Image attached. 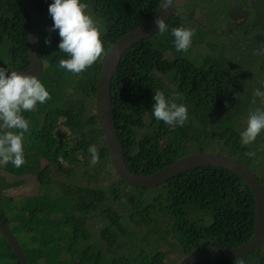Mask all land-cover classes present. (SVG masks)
I'll return each mask as SVG.
<instances>
[{"label": "trees", "instance_id": "obj_1", "mask_svg": "<svg viewBox=\"0 0 264 264\" xmlns=\"http://www.w3.org/2000/svg\"><path fill=\"white\" fill-rule=\"evenodd\" d=\"M32 1L47 12L53 2ZM159 1L81 3L98 22L106 51L147 21ZM47 18L52 20L49 13ZM180 27L193 32L191 46L182 52L171 35ZM167 28L127 50L111 81L113 121L128 169L150 175L187 155L224 153L251 169L264 187V130L252 144L240 142L243 118L259 108L248 82L261 77L264 91V0H178ZM26 29L24 9L15 1H0V67L28 68ZM47 33L39 38V56L47 61L39 82L50 98L21 113L30 128L23 139L26 163L20 168L0 164L12 177H36V194L18 200L3 194L0 213L27 264H166L173 254L180 261L199 248L226 249L248 241L254 229L253 196L224 169L198 167L155 190L132 188L113 174L93 113L102 58L83 73L71 74L59 66V34ZM156 90L166 98L179 94L175 102L184 104L188 114L182 127L173 129L154 118ZM76 140L69 155L63 142ZM90 145L99 149L94 166ZM249 151L254 155L247 156ZM0 179L3 192L21 184ZM94 225L95 239L89 230ZM0 264H19L1 236ZM197 264H264V241L240 260Z\"/></svg>", "mask_w": 264, "mask_h": 264}, {"label": "clouds", "instance_id": "obj_2", "mask_svg": "<svg viewBox=\"0 0 264 264\" xmlns=\"http://www.w3.org/2000/svg\"><path fill=\"white\" fill-rule=\"evenodd\" d=\"M177 1L178 0H174V9L172 11L173 15L176 10ZM172 6H173V0H164V3L162 5V7L165 10H167L168 8ZM87 7H88L87 4L81 3V0H53V2L48 7V12L45 10L40 11L35 7L39 13V28H38V34H37V45H38L37 54H38V58L41 64L40 78L42 75V71L44 70L47 64V61L40 58L39 56V38L45 31H47L48 33L54 32L57 37H58L57 33L59 34L60 43L58 44V48L60 50L59 52L62 58L59 61V66L71 74L83 73L87 68L91 67L95 62H97L98 60L102 58L100 62V67H101L103 57L106 51L108 50V48L112 44H114L118 39H120L121 37L125 35V34L122 35L114 43L110 44L105 51V48L101 40L100 26L98 22L95 21L90 14H88ZM48 13L51 16L52 20H49L47 18ZM183 14L184 13H182V15ZM184 19L190 20L189 18H184ZM192 19H194L195 21V18H192ZM192 19L191 21L194 22ZM155 23L158 28L157 33L163 34L166 31H168L167 23H165L163 19L158 18L155 21ZM28 28H29V23H28V18H27L26 43L28 40ZM171 35L174 37V41H173L174 47L178 52L187 51L189 47L191 46L193 32L190 29L184 28V27L173 28L171 30ZM46 43H48V41H46ZM136 44H133V45H136ZM133 45H131L127 50H129ZM242 48L243 50H245V45H242ZM26 50H27V47H26ZM125 52L123 53V55L125 54ZM65 54H67L68 58L65 56ZM27 59H28V54H27ZM29 65L30 63L28 61V68L26 70L29 69ZM16 71H20V70H16ZM159 77L162 78L160 75ZM40 78L37 79L34 76L24 75L22 73L18 74L17 72L13 70L9 72L7 69L0 67V129H3V131L0 132V164L7 165L11 163L14 167L20 168L26 163L25 157H24L23 139H24V134L28 133L30 131V128H29V121L26 120L22 116L21 113L31 112L35 110L38 103L44 104L50 98L49 92L46 90L44 85L39 82ZM162 82L163 84L167 83L166 80H162ZM252 82L253 80L249 81L248 84H251ZM168 85L169 84L167 83V86ZM95 92H96V84H95ZM253 95L254 97H259V98H256L259 102V106H258L259 108H256L255 110H250L248 118L245 117L242 120L241 130H240V142L242 145L252 144L256 140L257 136L261 133V131L264 130V91L257 89L255 90ZM110 96H111V92H110ZM178 99H180L179 94H175L172 98H166L162 91L156 90L153 95L154 104L152 106V114L154 118L158 121L164 122V124L170 126V128H173V129L175 127H182L188 119V114H187V108L184 104H178L175 102ZM252 103L255 104L256 100L253 99ZM93 113H94V102H93ZM60 120L61 119H59V121ZM245 123L246 125L244 126ZM60 124L61 122L59 123V126H61ZM116 135H117V132H116ZM78 140L63 142L69 155H70L71 149L79 143ZM88 153L90 154V157H91L90 164L94 166L95 164L99 162V149L97 148L96 145H90L88 147ZM205 153H210V152H205ZM214 154H220V155H224L228 157L224 153H214ZM245 154L251 157L254 155V152L249 151ZM41 161L45 162L44 167L47 166V163L45 160H41ZM59 161L62 163L65 169L69 170L71 168L70 164L65 163L61 159H59ZM40 165H41V162H40ZM1 171L4 172V170H0V176H3L1 174ZM5 174L8 175L7 173ZM55 175H57V173H55ZM138 175H142V174H138ZM253 175L256 178L254 173ZM20 177H28V176H20ZM20 177H15V178H20ZM61 177H65V175H62ZM34 178L36 179V177ZM260 185L262 186V188H264L261 183ZM159 186L160 185L154 188H137V187H134V188L155 190ZM134 193L141 194L142 196L144 195L143 192L142 193L134 192ZM3 194H5V192H3ZM93 239H95V237H93ZM210 248H219V247L210 246V247H205V248H199L198 250L210 249ZM220 249H224V248H220ZM241 258H238L236 260H240ZM229 260H233V259H229ZM220 261H223V260H220Z\"/></svg>", "mask_w": 264, "mask_h": 264}, {"label": "water", "instance_id": "obj_3", "mask_svg": "<svg viewBox=\"0 0 264 264\" xmlns=\"http://www.w3.org/2000/svg\"><path fill=\"white\" fill-rule=\"evenodd\" d=\"M1 1V0H0ZM23 7L27 14L29 28L26 43L29 69L15 71L18 74L40 78L41 64L38 58L37 34L39 28V13L32 0H12ZM160 0L159 6L152 17L137 28L129 31L118 39L106 51L99 74L96 79V92L94 96V113L98 125L102 131L105 146L108 152V160L113 174L121 178L127 185L137 188H154L186 171L198 167H216L229 171L241 179L251 191L254 201V230L252 237L244 244L227 249L210 248L198 250L182 258L177 264H197L202 261L229 260L245 257L258 249L264 239V188L260 185L253 173L237 160L214 153L192 154L181 157L171 164L159 169L150 175H138L132 173L126 164L119 139L116 135L113 121V109L111 106L110 86L114 73L123 53L133 44L151 37L158 32L155 21L160 18L165 23L173 15V6L165 10ZM11 72V70H8ZM2 184L0 181V212L2 204ZM0 236L8 243L19 264H27L23 251L8 227L2 222L0 216Z\"/></svg>", "mask_w": 264, "mask_h": 264}, {"label": "rangeland", "instance_id": "obj_4", "mask_svg": "<svg viewBox=\"0 0 264 264\" xmlns=\"http://www.w3.org/2000/svg\"><path fill=\"white\" fill-rule=\"evenodd\" d=\"M200 17L206 21V18L204 17V13H200ZM186 20V19H185ZM194 21V19H192ZM247 77V76H245ZM261 77H259L257 80H253L251 84L248 86H251L248 90H257L259 89L261 85ZM241 80L244 81L245 78L241 77ZM164 86H167V83H164ZM264 89V84L262 85V90ZM45 162L41 161V167H44ZM1 174L4 176L6 183H15V182H21V185H18L16 187H13L5 192V194H10L13 199L18 200L20 198L36 194L37 192V185H36V179L34 177H20V178H15L9 175H6L3 171H1ZM55 174V173H54ZM106 184V182H104ZM59 185V184H57ZM91 231L93 237H95L97 227L94 225L89 228ZM179 260V257L177 255L173 254L167 257L166 259V264H177Z\"/></svg>", "mask_w": 264, "mask_h": 264}]
</instances>
